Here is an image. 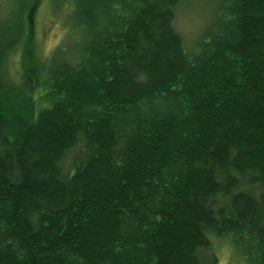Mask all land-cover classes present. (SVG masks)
<instances>
[{
  "label": "trees",
  "instance_id": "16d2710c",
  "mask_svg": "<svg viewBox=\"0 0 264 264\" xmlns=\"http://www.w3.org/2000/svg\"><path fill=\"white\" fill-rule=\"evenodd\" d=\"M37 1L0 30V264H218L212 236L264 264V0H210L191 46L182 0H55L11 84Z\"/></svg>",
  "mask_w": 264,
  "mask_h": 264
},
{
  "label": "rangeland",
  "instance_id": "374dc122",
  "mask_svg": "<svg viewBox=\"0 0 264 264\" xmlns=\"http://www.w3.org/2000/svg\"><path fill=\"white\" fill-rule=\"evenodd\" d=\"M37 2L33 20H31L32 40L23 43L24 46L29 44L30 46L24 51L22 45L19 50L7 56L4 62L3 70L11 84H20L21 79H23L22 72L26 67L25 64L31 51L35 59L43 60L61 43L66 35L67 28L63 16L67 11V6L55 0H38ZM211 4L210 0H182L176 10L175 28L189 46L196 40L201 28L215 10V4H212L213 8L210 7ZM12 11L13 0H5V3L0 0V30L12 27L10 22ZM29 84L33 87L30 92L32 99L37 106L43 105L45 103L43 88L33 81H30ZM210 239V250L208 251L210 254L214 253L218 264L238 263L237 253L233 252L234 249L232 250L227 238L212 236Z\"/></svg>",
  "mask_w": 264,
  "mask_h": 264
}]
</instances>
